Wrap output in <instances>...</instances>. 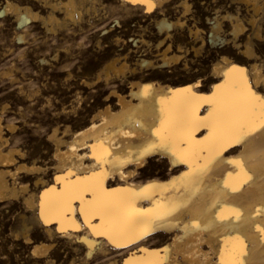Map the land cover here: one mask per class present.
<instances>
[{
  "label": "bare ground",
  "instance_id": "bare-ground-1",
  "mask_svg": "<svg viewBox=\"0 0 264 264\" xmlns=\"http://www.w3.org/2000/svg\"><path fill=\"white\" fill-rule=\"evenodd\" d=\"M33 1L51 9L48 18L35 13L28 2L23 7L7 1L1 13H14L18 25L41 18L47 30L54 32L69 20L77 22L89 10L88 0ZM240 1L255 14L263 6V0ZM178 2L185 15L189 10L186 0H120L123 11L129 12L130 5L139 8L143 17L155 18L161 38L150 51L149 41L142 35L134 37V53H141L134 67L127 56L122 57L126 53L106 60L97 83L104 79L107 85L134 75L126 93L117 91L121 87L111 89L115 109L107 104L89 124L70 130V137V126L61 133L53 125L46 133L56 159L53 178L37 176L40 166L18 161L25 153L9 147L0 121V203L23 197L25 210L32 211L31 220L44 225L48 237H63L76 250L84 248L83 264L113 253L121 258L114 256L105 264H264V66L257 63L254 46L264 35L251 15L248 22L253 31L242 40L247 29L244 18L217 11L207 18L209 43L232 44L240 60L227 55L234 53L232 47H223L224 54L212 64L209 87L199 79L175 84L155 80L165 74L164 69L180 64L189 51L181 45L175 47L178 38L172 33L175 25L183 27L185 21H170L165 14ZM225 21L231 25V39L221 34ZM140 27L143 31L149 28ZM193 29L189 27V33L200 37V30ZM184 69H190L186 60ZM145 71H151V76ZM6 128L14 131L15 126L7 124ZM154 157H160V166L168 164L166 179L157 175L143 178V170ZM21 178L33 181L34 188L41 190L21 183ZM31 227L32 223L23 220L21 231L28 244L33 243ZM153 239L160 245H150ZM54 245L33 244L30 254L35 260L47 258Z\"/></svg>",
  "mask_w": 264,
  "mask_h": 264
},
{
  "label": "rangeland",
  "instance_id": "rangeland-1",
  "mask_svg": "<svg viewBox=\"0 0 264 264\" xmlns=\"http://www.w3.org/2000/svg\"><path fill=\"white\" fill-rule=\"evenodd\" d=\"M7 1L12 3L13 1H17L15 4L20 6H23V4L26 6L29 3L28 7L44 18L49 17L51 9L41 2L38 4L37 1L32 2V0H0V121L1 124L4 125L5 136L10 140L11 145L9 144V147L18 148L25 153L23 156L24 160L23 158H19L18 161L27 163L28 165L36 164L40 166L42 168L40 171L41 173H36V175H44L45 178L51 179L54 177V160L56 159L53 158L54 147L48 142L47 134H49L51 129L56 127V125L59 127L61 133L65 131V128L68 129L70 126L68 129V135L70 137L73 130H77L78 127L80 129L86 126L87 123L89 124L91 117L107 104L115 109L116 98L113 96L109 97L111 91L121 87L117 91L126 93L130 87V80L132 81L134 75L127 74V78L123 81L116 79L113 80L114 82H107V85H105L106 81L104 79H101V81L97 83L98 73L102 72L107 62L106 60L109 61L112 56L114 57L119 54L121 55V53H126V55L124 54L122 57L127 56L126 60L128 64L134 67V62L141 54L134 53L136 49L134 48V37L142 35L145 40L150 42V46L152 45L150 51L153 48L154 51V45L157 44L161 36L157 35L158 31L155 27V18L143 17L144 14L139 8L134 10V6L130 5V9L128 7L129 12L123 11L124 9L121 7L120 0H88L86 5L89 10H84V12L88 14L83 12L82 18L78 19L77 22L69 20L65 23L66 27H64L65 25L63 26L64 28L61 27L62 29L59 27L54 32L47 30L41 18L36 20L35 23L34 21H30L28 24L18 25L17 23L19 22L14 13L12 14L11 11H7V13L5 12L3 14L1 13ZM186 1L189 10L185 15V8L181 6L179 2L168 7L165 14L166 18L170 19V21H185L183 27L175 25L172 33L173 36L179 39H177L175 47L181 45L184 49H188L189 51L183 54V63L181 62L177 65L172 64V67L164 69L165 74H160L154 78L155 80H160L164 83L168 82L170 84H175L177 81H187L186 83H190L199 79L203 82V86L206 85L209 87L210 81H208V78L211 76L212 64L224 54L222 51L227 47H232L236 55L234 53L235 56L232 53H228L227 55L232 56L231 58L236 61L240 59L238 58L239 52L232 44H228L229 46H223V44L213 46L209 43V24L207 18L214 17L217 11H219L221 15L229 12L238 15L242 19L244 18L243 21L247 27L246 33L241 37V39L244 40L247 38V35L253 31V27L249 25L248 20L251 18V15H255L257 23L258 25L260 24V29L264 35V0H261L263 6L259 11L260 13L256 14L251 7L246 6V4L240 0ZM56 15L61 19V12H56ZM63 18L64 15L62 16V19ZM127 18H129V20ZM139 24L140 26H149V28L143 31V27H140ZM229 25L230 23L225 21L223 24L224 30L221 33L222 36L227 39L232 38L230 34L231 31H229L231 25ZM189 27H191V29L194 28V31L196 30L195 28L199 29L200 37L196 38V36L191 35L189 33ZM26 31L27 33H25ZM18 36L24 38L21 40ZM201 36L204 37L206 41L205 44L202 43ZM26 39L28 42H26ZM254 46L255 51L257 50L256 54L258 53L256 56L257 63L261 65L263 63L264 66V37L261 40H255ZM223 47L226 48L224 49ZM142 49L146 50L148 47L143 46ZM185 60L190 65L189 70L184 69ZM144 74L151 76V71H145ZM117 84L122 85L118 86ZM34 93L36 95H34ZM28 96L31 97L29 98ZM25 97L27 98L26 100L22 99ZM56 120H58V122ZM7 124H14V131H8L6 128ZM65 125L66 127H64ZM35 145L38 146L37 150ZM30 150L31 152L33 151V155ZM34 150L37 152L35 151V153ZM37 153L39 155H35ZM30 156H33L32 158L35 159H31ZM35 156H39V158L37 157L36 159ZM158 161L159 163H156ZM160 162V157H154L149 160L147 167L143 170L145 171L143 178L157 175L161 179H166L168 176L167 174H169L168 164L165 163L164 166H160ZM51 163L53 164L51 165ZM52 166L54 167L52 168ZM44 171L45 173L43 174ZM154 172H156V174H154ZM25 180L21 178L19 181L21 183H28L33 187L30 186L33 190H41V188H34L32 184L33 181ZM17 200L0 203V264H37L40 260L43 261L38 262V264H70V260L76 261V264H83V256H85L83 247H81L82 249L76 250V245L71 244L69 239L59 236H55L54 239L48 237L47 233L44 232V225L35 223L34 220H31L32 211L25 210L23 197ZM21 212L24 213L27 218L25 217L23 219L20 215ZM23 220H25L26 223L28 222V224L32 223L30 237L33 243L28 244L24 242L25 239L21 231ZM52 226L55 227V224ZM40 242L55 244L51 250V255L49 254L47 257L48 259L44 258L37 260L36 258L35 260V257L33 258V255L30 254L33 244ZM158 242V239H153L150 245L153 246L154 243H156L155 246H158L160 245V242ZM73 249L77 252L75 253ZM78 253L81 254L79 255ZM114 256H116L117 259L121 258L120 255L113 253V255H109L108 257L103 256V258L102 256H97L96 259L90 260V263L87 264H105L109 262L110 259L112 260ZM105 260L107 261L105 262Z\"/></svg>",
  "mask_w": 264,
  "mask_h": 264
},
{
  "label": "snow or ice",
  "instance_id": "snow-or-ice-1",
  "mask_svg": "<svg viewBox=\"0 0 264 264\" xmlns=\"http://www.w3.org/2000/svg\"><path fill=\"white\" fill-rule=\"evenodd\" d=\"M262 107H264V101L261 102ZM262 116H264V112H262ZM262 126H264V121H262ZM244 134V131L241 130V135Z\"/></svg>",
  "mask_w": 264,
  "mask_h": 264
}]
</instances>
